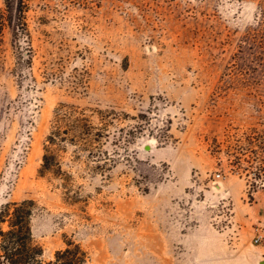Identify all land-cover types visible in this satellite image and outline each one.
<instances>
[{
  "label": "rangeland",
  "instance_id": "1",
  "mask_svg": "<svg viewBox=\"0 0 264 264\" xmlns=\"http://www.w3.org/2000/svg\"><path fill=\"white\" fill-rule=\"evenodd\" d=\"M25 16L30 58L10 27L0 54V202L36 201L43 264L66 240L83 264H264V0ZM56 116L59 170L40 175ZM83 116L88 135L69 125Z\"/></svg>",
  "mask_w": 264,
  "mask_h": 264
},
{
  "label": "trees",
  "instance_id": "2",
  "mask_svg": "<svg viewBox=\"0 0 264 264\" xmlns=\"http://www.w3.org/2000/svg\"><path fill=\"white\" fill-rule=\"evenodd\" d=\"M29 0H3L0 6V54L3 47V34L6 27L12 29V39L19 47V57L30 58L29 32L25 12ZM22 43L25 50H22ZM1 68V61H0ZM58 110H55V112ZM56 116L53 129L46 135V144L42 154V162L38 169L40 175L47 171L54 174L59 170L54 155L50 151L51 145L58 144L60 129ZM79 133L90 134L93 127L86 117H76L69 124ZM54 166H57L54 168ZM38 210L33 198L25 197L19 200L0 202V264H43V246L36 240L33 227V217ZM86 251L71 240L65 241V246L54 251L53 259L45 264H83L86 261Z\"/></svg>",
  "mask_w": 264,
  "mask_h": 264
},
{
  "label": "water",
  "instance_id": "3",
  "mask_svg": "<svg viewBox=\"0 0 264 264\" xmlns=\"http://www.w3.org/2000/svg\"><path fill=\"white\" fill-rule=\"evenodd\" d=\"M145 148H147V149H148V148H149V145H145Z\"/></svg>",
  "mask_w": 264,
  "mask_h": 264
},
{
  "label": "built area",
  "instance_id": "4",
  "mask_svg": "<svg viewBox=\"0 0 264 264\" xmlns=\"http://www.w3.org/2000/svg\"><path fill=\"white\" fill-rule=\"evenodd\" d=\"M216 175H217V176H219V174H218V173H217Z\"/></svg>",
  "mask_w": 264,
  "mask_h": 264
},
{
  "label": "bare ground",
  "instance_id": "5",
  "mask_svg": "<svg viewBox=\"0 0 264 264\" xmlns=\"http://www.w3.org/2000/svg\"><path fill=\"white\" fill-rule=\"evenodd\" d=\"M151 141V140H150Z\"/></svg>",
  "mask_w": 264,
  "mask_h": 264
}]
</instances>
